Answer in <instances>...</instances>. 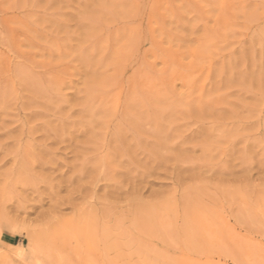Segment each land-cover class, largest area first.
Returning a JSON list of instances; mask_svg holds the SVG:
<instances>
[{
	"label": "rangeland",
	"instance_id": "rangeland-1",
	"mask_svg": "<svg viewBox=\"0 0 264 264\" xmlns=\"http://www.w3.org/2000/svg\"><path fill=\"white\" fill-rule=\"evenodd\" d=\"M0 264H264V0H0Z\"/></svg>",
	"mask_w": 264,
	"mask_h": 264
},
{
	"label": "bare ground",
	"instance_id": "bare-ground-1",
	"mask_svg": "<svg viewBox=\"0 0 264 264\" xmlns=\"http://www.w3.org/2000/svg\"><path fill=\"white\" fill-rule=\"evenodd\" d=\"M91 22V21H90ZM90 33V32H89ZM101 33V32H100ZM141 33V32H140ZM148 33V32H147ZM89 35V34H88ZM100 35V34H99ZM132 35H134V34H132ZM17 36V35H16ZM135 36V35H134ZM89 37V36H88ZM87 37V38H88ZM97 37H98V35H97ZM136 37H137V35H136ZM135 37V38H136ZM5 38V37H4ZM83 38V37H82ZM94 38V37H93ZM115 38H117V37H115ZM140 38V37H139ZM138 38V39H139ZM90 39H92V38H90ZM133 39V38H132ZM107 39H105L104 41H106ZM137 40V39H136ZM22 41V40H21ZM24 41V40H23ZM112 41V40H111ZM140 41V40H139ZM81 42V41H80ZM106 42H108V40L106 41ZM136 42V41H135ZM5 43V42H4ZM102 43V42H101ZM131 43H134V41L133 42H131ZM16 44V43H15ZM95 43H93V45H94ZM107 44H109V43H107ZM135 44V43H134ZM10 45V44H9ZM9 45H8V43H7V46L9 47ZM84 45V44H83ZM133 46V45H132ZM114 47V46H113ZM10 48V47H9ZM55 48H56V46H55ZM118 48V47H117ZM81 49V48H80ZM114 49V48H113ZM156 49V48H155ZM126 50V49H125ZM120 54H121V52H120ZM117 57V56H116ZM19 61V60H18ZM28 61V60H27ZM122 62V61H121ZM31 63V62H30ZM37 63V62H36ZM14 64V63H13ZM12 64V65H13ZM22 64V63H21ZM139 64V63H138ZM45 64H43V66H44ZM31 66V65H30ZM93 66V65H92ZM19 67V66H18ZM42 67V66H41ZM147 67V66H146ZM145 67V68H146ZM9 68V67H8ZM15 68V67H14ZM21 67H19L18 69H20ZM24 67H22L20 70H18L17 69V66H16V71H18V74H20L21 75V73L22 74H25L26 72L28 73V75L30 74L31 76L33 75L32 73H31V71H27V69L25 70V69H23ZM43 68V67H42ZM41 68V69H42ZM48 69V68H47ZM148 69V68H147ZM9 70H10V68H9ZM50 70V69H49ZM53 70V69H52ZM58 70V69H57ZM13 71V70H12ZM151 71V70H150ZM15 72V71H14ZM59 72H61L60 70H59ZM106 72V71H105ZM41 73V72H40ZM43 73H45V72H43ZM117 73V72H116ZM146 73V72H145ZM155 73V72H154ZM17 74V75H18ZM46 74H53V72H50V71H48V70H46ZM135 74H137V73H135ZM144 74V73H143ZM166 74V73H165ZM168 74H169V72H168ZM56 75V74H55ZM51 76L46 82H47V84H49V85H53V87L54 88H56L57 86H58V79L56 78V76ZM96 75V74H95ZM132 75V74H131ZM151 75V74H150ZM26 76V75H25ZM24 76V77H25ZM37 76V75H36ZM120 76V75H119ZM17 77V76H16ZM21 77H22V75H21ZM20 77V78H21ZM33 77V76H32ZM44 77V76H43ZM59 77H60V75H59ZM138 77H140V76H138ZM4 78V77H3ZM39 78V77H38ZM98 78V77H97ZM110 78V77H109ZM141 78V77H140ZM26 79V78H25ZM40 79V78H39ZM145 79V78H144ZM168 79V78H167ZM6 80V79H5ZM4 80V81H5ZM36 80V79H35ZM149 80V79H148ZM34 81V80H33ZM43 81H44V79H43ZM102 81V80H101ZM32 82V81H31ZM31 82H29V83H31ZM45 82V83H46ZM43 83V82H42ZM111 83V82H110ZM115 83H116V81H115ZM41 84V83H40ZM88 84V83H87ZM86 84V85H87ZM10 85V84H9ZM30 85V84H29ZM100 84L98 83L97 84V87L99 86ZM103 85V84H102ZM101 85V86H102ZM88 86V85H87ZM90 86V85H89ZM92 86V85H91ZM39 87V86H38ZM52 87V86H51ZM52 87V88H53ZM100 87V86H99ZM98 87V88H99ZM105 87V86H104ZM34 88H35V86H34ZM54 88H53V90H54ZM92 88V87H91ZM94 88V87H93ZM96 88V87H95ZM106 88H108V87H106ZM111 88V87H110ZM113 88V87H112ZM134 88H135V86H134ZM30 88H28V90H29ZM36 89V88H35ZM44 89H45V87H44ZM48 89H49V87H48ZM47 89V90H48ZM56 89H58V88H56ZM97 89V88H96ZM100 89V88H99ZM102 89V88H101ZM138 89V88H137ZM140 89V88H139ZM37 90V89H36ZM35 90V91H36ZM38 90H40V89H38ZM41 90H43V89H41ZM87 90V89H86ZM98 90V89H97ZM44 92H45V90H43ZM49 91H51L50 89H49ZM85 91V90H84ZM88 92H87V94L85 95V101L84 102H82V103H84V106L85 107H91L90 108V110L92 109V108H94V104L96 103V102H98L97 101V99H96V96L100 93H98L97 94V92H96V90L95 89H92L91 91H90V89L89 90H87ZM114 91V90H113ZM140 91V90H139ZM29 92H31L30 90H29ZM42 92V91H41ZM105 91H104V89H103V94H105L104 93ZM143 92V91H142ZM6 93V92H5ZM51 93H52V91H51ZM83 93V92H82ZM139 93V92H138ZM10 94V93H9ZM50 94V93H49ZM79 94V93H78ZM97 94V95H96ZM12 95V94H11ZM34 95V94H33ZM100 95H102V94H100ZM138 95V94H137ZM1 96H3V95H1ZM37 96V95H36ZM35 96V97H36ZM38 96H40V95H38ZM132 96V95H131ZM45 97H46V95H45ZM135 97V96H134ZM142 97V96H141ZM50 98V97H49ZM84 98V97H83ZM102 98V97H101ZM5 100V99H4ZM39 100V99H38ZM54 100V99H53ZM99 100V99H98ZM107 100V99H106ZM50 101V100H49ZM61 101V100H60ZM104 101V100H103ZM131 101V100H130ZM46 102V101H45ZM115 102V101H114ZM50 103H51V101H50ZM100 103V102H99ZM48 104V103H47ZM104 104V103H103ZM97 105H99V104H97ZM102 105V104H101ZM100 105V106H101ZM81 106V105H80ZM103 106V105H102ZM128 106H129V108L131 109V111H132V109L133 110H135L133 107L135 106V102L134 101H132V102H130V104H128ZM105 108V107H104ZM89 109V108H88ZM95 109V108H94ZM128 109V108H127ZM89 110V111H90ZM140 110V109H139ZM92 111V110H91ZM128 112V111H127ZM84 113H86V112H84ZM91 113V112H90ZM90 113H88L89 114V117L91 116V114ZM138 113H140V112H138ZM87 114V113H86ZM128 115H130V116H132L131 114H129V113H127ZM93 116V115H92ZM103 117H104V115H103ZM133 117V116H132ZM87 118V115H86V117H85V119ZM88 119V118H87ZM129 119V118H128ZM89 121V120H88ZM87 121V122H88ZM106 121V120H105ZM97 122V121H96ZM84 123V122H83ZM89 123V122H88ZM87 125V124H86ZM89 125H90V123H89ZM93 125V124H92ZM91 125V126H92ZM106 125H108V124H106ZM127 126V125H126ZM89 126H87V128H88ZM99 127V126H98ZM129 127V126H128ZM97 128V127H96ZM100 128V127H99ZM131 128V127H130ZM148 128V127H147ZM131 129H134V128H131ZM104 130V129H103ZM136 132L137 131H139V129H134ZM107 131V130H106ZM110 133V132H109ZM135 133V132H134ZM93 135V134H92ZM111 136H113V140H114V143H120V144H123V140H124V138H125V136L123 137V134H122V131L120 130V129H117V127H115L114 126V131H113V135H111ZM135 136V135H134ZM139 135L137 134L135 137H138ZM97 141V140H96ZM104 141V140H103ZM102 141V142H103ZM92 143V142H91ZM104 143V142H103ZM96 144V143H95ZM83 147V146H82ZM101 154V153H100ZM25 159V158H24ZM101 171V170H100ZM104 171V170H103Z\"/></svg>",
	"mask_w": 264,
	"mask_h": 264
}]
</instances>
